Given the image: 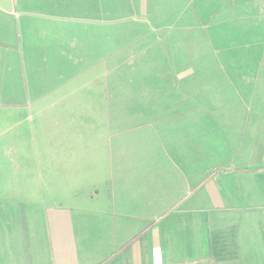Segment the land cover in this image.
I'll return each mask as SVG.
<instances>
[{"label":"crops","instance_id":"crops-1","mask_svg":"<svg viewBox=\"0 0 264 264\" xmlns=\"http://www.w3.org/2000/svg\"><path fill=\"white\" fill-rule=\"evenodd\" d=\"M246 3L263 19L264 0ZM103 7L109 0H0V155L10 164L14 140L44 141L45 125H58L49 155L43 143L22 168L26 183L0 182L11 188L0 197V264H264V112L231 115L241 130L212 173L195 139L142 146L148 129L133 107L107 127L105 147L92 116L84 133L61 132L78 121L61 109L88 101L61 86L108 61V18L90 15Z\"/></svg>","mask_w":264,"mask_h":264},{"label":"rangeland","instance_id":"rangeland-1","mask_svg":"<svg viewBox=\"0 0 264 264\" xmlns=\"http://www.w3.org/2000/svg\"><path fill=\"white\" fill-rule=\"evenodd\" d=\"M249 3L131 0L135 12L130 17L122 10V0H109L108 11L104 12V7L98 13L90 10L93 20L100 18L97 14L108 18V26H103V35L108 36V61L61 86L68 91L61 94L64 98L80 92L88 96L79 108L61 109L62 114L74 110L70 116L78 119L62 123L61 132L67 128L84 133L85 116L87 122L92 116L94 137L99 132L105 147L106 138L113 136L107 127L115 126L118 118L123 120L119 116L123 107H133L148 129L142 146H160L156 135L166 144L178 142L176 138L195 139L204 151V157L196 156L197 163L212 173L214 169L208 167L217 166L219 156L230 153L223 147L225 142H234L229 132H235L236 124V130H241V119L231 115L239 111L244 116L246 109L264 112V16L260 18L263 13L252 11L258 6ZM254 117L248 123L258 132L259 120ZM133 126V121L126 120L125 128ZM57 127L45 125L44 141L14 140L13 161L5 163L6 156L0 155V182L26 183L22 168L35 162L43 143L49 155L53 138H48ZM194 142L190 147H195ZM4 188H0V197L11 189ZM13 190L17 196L21 188ZM24 190L38 192L36 188Z\"/></svg>","mask_w":264,"mask_h":264}]
</instances>
